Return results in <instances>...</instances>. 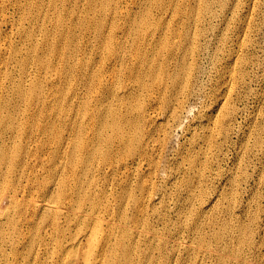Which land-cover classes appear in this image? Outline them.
I'll use <instances>...</instances> for the list:
<instances>
[{"label":"bare ground","instance_id":"bare-ground-1","mask_svg":"<svg viewBox=\"0 0 264 264\" xmlns=\"http://www.w3.org/2000/svg\"><path fill=\"white\" fill-rule=\"evenodd\" d=\"M43 1L0 0L5 26L10 20L3 13L10 9L19 13V22L10 25L20 38L19 44L10 38L3 44L0 40V264H138V257L157 261L165 248L157 223L169 228L165 215L150 209L166 205L171 196L167 183L176 184L172 172L161 174L162 168L166 170L161 162L173 127L181 123L177 122L183 113L181 97L199 80L197 59L208 49L204 23L217 17L213 0H192L189 7L181 0H135L138 9L125 17L117 5L127 0H84L88 16L83 17L81 11L76 14L82 0H45L55 15L46 12ZM121 18L124 23L116 24ZM26 21L31 26H23ZM179 21L178 28L171 27ZM78 30L94 39L99 58L95 69L79 61V72H74L71 60ZM242 46L243 41L238 44ZM46 53L63 64L46 61ZM212 53L226 58L217 72L224 80L231 82L237 67L239 79L243 77L245 63L235 51L227 55L217 47ZM32 66L38 77L55 75V88L48 89L38 77L27 79ZM77 86L92 97L90 106L82 105L92 122L77 129L70 122H53L65 114L61 103L68 95L80 98ZM224 103L216 100L212 112L218 113ZM158 111L163 118H158ZM9 115L12 121L4 119ZM42 117L45 122L39 121ZM225 119L219 114L210 127L201 123L202 154L216 145L215 134L228 138ZM179 154L181 166L198 167V162L200 166L194 172L186 168L188 176L176 186L178 196L183 186L203 185L210 167L193 155L192 148H182ZM137 168H144L146 176L133 183ZM185 196L191 202L207 201L204 207L192 208L188 217L189 256L211 253L209 245L214 242L217 264H229V254L240 257L251 244V228L226 220L235 213L219 201V194L207 200L203 190ZM220 214L223 221L209 233L193 225L195 215L211 223ZM228 238L237 241L232 248L226 244ZM78 248L83 255L72 257Z\"/></svg>","mask_w":264,"mask_h":264},{"label":"rangeland","instance_id":"rangeland-1","mask_svg":"<svg viewBox=\"0 0 264 264\" xmlns=\"http://www.w3.org/2000/svg\"><path fill=\"white\" fill-rule=\"evenodd\" d=\"M27 1L33 2L35 0ZM96 1L100 3L102 0ZM164 1L168 2V0ZM181 1L187 4L186 7L193 3L192 0ZM86 3L87 1H81L77 15L81 11L82 17L88 16L84 10L87 7ZM42 6L47 10L46 12L50 14L53 12L51 9L48 10L45 0ZM137 9L138 4L135 0H127L126 3L117 5V10L124 17L127 13ZM213 11H216L217 17L212 19L210 23H208L209 19L204 23L205 29L208 28L205 34L208 49L206 53L200 55L197 59L198 64L201 66L199 80H197L196 84H190L187 93L181 97L180 108L183 113L177 121L181 123H177L173 127L171 139L165 148L166 150L164 149L163 162H161L166 166V170L165 167L162 168L164 172L161 174L166 177L172 172L171 176L176 178V184L172 187L170 182L167 183V187L171 192L170 199L165 200L167 206L165 203H160L154 205L152 207L154 209H150L151 212L158 210L162 216L165 215L169 229H165L164 227L166 226L160 221V223H157L160 229L161 242L165 245V248L162 253L157 254V261H153L152 257H149L146 261L138 257V264H195V262L197 264H217L216 249L218 247H216L217 245L214 242L209 245L211 253H199L189 256L186 251L187 246L190 244L188 238H190L191 233L188 226L191 221L188 220V217H190L191 209L199 206L204 207L207 201L204 204H200L201 202L197 201L191 202L186 199L185 195L187 193L197 195L202 190L206 200L219 194V201L226 208L233 209L235 215L227 217L226 220L228 222L238 226L246 225L251 228V244L243 249L240 257L236 258L229 254L227 257L229 264H264V0H213ZM66 12H68L67 6H65ZM15 13L12 9L8 10L7 13H3V16L10 20L7 26L2 22V15L0 17V22H2L0 23V40L2 44L7 38H10L15 44L20 43V38L11 32L12 27L10 24L14 20L18 21L19 19V13ZM52 14L55 15L57 13ZM117 23H124V20L121 18V21L119 19ZM45 25L48 24L45 22ZM180 25L181 21L172 24L171 27L178 28ZM23 26L29 27L31 24L26 21L23 22ZM33 27H36L34 23ZM47 29H50V26ZM240 30L243 35L239 33ZM37 31L38 28H36ZM76 35H78L77 40H75L76 56L71 60V64L76 66L74 72H79V61L86 63L90 67L93 66L92 68L95 69L99 58L96 55L94 39L91 34L83 33L80 30L77 31ZM220 36L224 37L225 40L218 41ZM37 37L41 38L40 33H38ZM241 41H243V46L239 48L238 44ZM217 47L223 49L227 55L229 52L235 51L240 56L241 62H244L246 67L241 79L237 75L239 73L238 67L231 82L224 80L222 75L217 73L225 66L226 59L222 55L217 57L212 53ZM43 57L48 62L57 63V66L63 64L54 60V57L47 55V53ZM216 58L217 62L213 63L212 61ZM230 66L231 64L227 67L226 73L230 74ZM16 70L17 68L14 72H17ZM51 74H42V76L38 77L39 74H36L35 66H32L27 79L38 77L44 80L48 89H54L57 78L53 74L51 76ZM225 83L229 85L223 86ZM82 88V86H77L78 97L80 98L72 99L71 95H68L66 97L68 99L66 101L63 100L61 104H64L66 112H64L65 114L61 120L57 119L53 122H70L69 125H72L74 129L82 125H88L87 122H92L82 106L84 102H88L90 106L92 97ZM63 92H66V87ZM219 99L225 100V103L218 113H213V103ZM48 100L53 104L51 97ZM79 104L81 105L80 108ZM34 109L38 110L39 108L34 107ZM158 112L159 114L161 113L158 118H163V116L161 117L162 112ZM219 114L226 117L225 122L229 130L228 138L215 134L216 145L212 146L210 151L202 154L205 130L204 125L201 123L207 122L206 126L210 127L213 117ZM4 119L12 121V116H5ZM39 121L45 122L46 120L42 117ZM23 122H29V119L24 118ZM32 122H36V119H33ZM157 122L163 121L159 120ZM206 135H208V129ZM155 137H157V134H155ZM76 143H80V141ZM185 147L192 148L193 155L201 160H207L210 167L205 169L204 173L207 177L203 185L199 184L191 189L183 186L182 195L178 196L176 186L188 176V174H185L187 172L186 168L190 167L192 172H194L200 166V162H198V167H192L189 164L181 166L183 159L179 154V150ZM145 174L146 170L144 168L133 170V183L138 182L139 179L146 176ZM189 176H192V174ZM227 179L233 180L235 183L230 184ZM194 185H196V180ZM216 218L215 221L211 220L212 222L209 223L202 221L200 216L195 215L193 216V225L202 226L204 231L209 233L212 228L218 227L224 216L220 214ZM236 242L235 238L226 240L229 248L235 246ZM143 249H146L145 245ZM83 253L82 248H78L71 253V256L78 257L82 256ZM76 264H82V262L78 261Z\"/></svg>","mask_w":264,"mask_h":264}]
</instances>
